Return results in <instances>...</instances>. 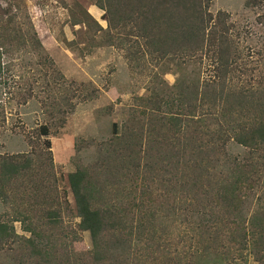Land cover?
I'll return each mask as SVG.
<instances>
[{"label": "trees", "instance_id": "trees-1", "mask_svg": "<svg viewBox=\"0 0 264 264\" xmlns=\"http://www.w3.org/2000/svg\"><path fill=\"white\" fill-rule=\"evenodd\" d=\"M210 1L92 0L103 12L105 29L93 25L108 36L110 46L133 52L136 60L146 55L159 65L172 66L178 77L173 91L155 93L146 101L145 112L151 114L145 130L141 124L132 125L109 141L103 156L106 168L76 166L67 175L78 218L73 228L63 224L47 125L35 131L44 138L41 153L33 158L0 156V201L13 206L9 222H0V252L8 254L7 264H76L69 251L83 232L89 235L90 250L77 256L78 264H129L130 254L142 264L160 258L168 264L162 249L153 245L162 231L158 213L168 208L174 214L175 194L180 202L188 197L189 213L207 216L196 237L203 253L225 264H264V211L250 213L246 207L260 172L252 157L264 154V81L254 86L236 79L251 74L237 52L238 38L228 15L211 14ZM17 14L10 4L0 8V55L9 48L38 54L41 45L31 27L22 30L13 22ZM83 16L88 18L82 12L71 25L84 24ZM14 35L16 46L11 44ZM196 60L210 69L201 84L180 72ZM153 113L160 114L155 125ZM111 127L117 133V126ZM229 143L245 149L248 157L202 182L203 173L210 170L203 168L219 164ZM140 157L146 161L143 168L160 173V186L153 191L136 177ZM124 181L136 188L122 196ZM14 222L27 236L14 232ZM155 253L161 256H152Z\"/></svg>", "mask_w": 264, "mask_h": 264}, {"label": "rangeland", "instance_id": "rangeland-1", "mask_svg": "<svg viewBox=\"0 0 264 264\" xmlns=\"http://www.w3.org/2000/svg\"><path fill=\"white\" fill-rule=\"evenodd\" d=\"M252 1L211 0L209 12L221 11L228 15L229 27L232 26L233 35L238 38L237 52L246 64L247 73L251 74H239L236 79L249 80L256 86L264 81V0ZM8 4L18 10L13 22L19 23L22 30L31 27L41 50L34 54L29 49L9 48L6 54L0 55V156L28 154L33 158L41 153L44 138L35 131L40 125H47L51 174L58 190L63 224L65 229L73 228L78 218L67 175L76 166L106 168L108 161L103 156L110 149L109 141L120 137L125 128L132 125L141 124L145 130L150 122L147 115L151 114V111L145 112L149 108L146 101L153 100L155 93L173 91L178 75L174 74L172 66L159 65L146 55L136 60L133 52L110 46L108 36L93 25L95 22L101 30L105 29L103 12L93 6L92 0H0V8ZM82 12L90 19L83 16L84 24L72 26V18ZM6 18L4 16L3 20ZM15 39L17 35L11 42L14 46ZM209 70L205 61L196 60L191 65L186 63L180 72L192 77L194 84H201L210 76ZM171 110L174 113L176 109ZM152 115L154 117L150 118L155 125L154 120H158L160 114ZM112 124L117 126V133ZM259 155L252 157L253 162L259 164L260 172L246 205L250 213L264 211V154L262 158ZM246 156L245 149L229 143L219 164L203 168L210 170L209 174L203 173L202 182L217 178L221 172L224 174L232 163ZM140 158L136 177L143 178L147 189L153 191L160 186V173L143 168L146 161ZM122 185L124 188L119 191L122 196L136 188L135 184L125 181L120 187ZM178 196L175 194L174 214L168 208L158 213L161 218L157 224L162 231L158 234L161 237L154 239L153 247L162 249L168 264L176 260V264H225L226 261L203 253L196 243L207 216L189 213L188 197L182 196L180 202ZM12 210L9 202L0 201V222H9ZM12 226L17 235L27 236L21 232L18 222ZM71 247L72 263L77 261L78 264L81 261L77 256L90 250L88 233H80ZM134 248L137 247L134 245ZM5 254L0 252V264H7L8 254L6 257ZM141 261L140 258L134 261L132 254L128 258L129 264H142ZM153 264H163V260L160 258Z\"/></svg>", "mask_w": 264, "mask_h": 264}]
</instances>
